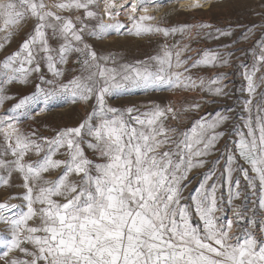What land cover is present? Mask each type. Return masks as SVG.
<instances>
[{
  "label": "snow or ice",
  "instance_id": "snow-or-ice-1",
  "mask_svg": "<svg viewBox=\"0 0 264 264\" xmlns=\"http://www.w3.org/2000/svg\"><path fill=\"white\" fill-rule=\"evenodd\" d=\"M172 2L131 0L126 8L129 0H0V50L32 22L17 49L0 61V107L13 99L4 85L27 84L40 73V60L53 77L40 76L49 87L37 84L0 114V186L11 187L18 174L24 190L0 201V264H264V91H258L264 86V32L251 49V68L244 67L245 115L231 130L232 117L220 111L182 126V116L199 111L200 102L179 108L108 102L161 87L228 94L225 73L205 78L191 72L228 66L232 54L203 49L185 56L192 49L182 41L194 38L193 29L199 36L213 26L157 20L152 13ZM203 6L201 0L188 5ZM122 10L128 25L119 19ZM126 27L135 37L179 34L181 40L161 45L147 60L115 66L112 55H99L85 39L122 35ZM232 34L216 28L206 35ZM253 35L248 28L243 38ZM73 54L79 68L64 82L59 66ZM57 101L80 103L85 115L51 137L21 128L22 120L34 119V106L44 112ZM30 154L38 159L28 160ZM234 173L246 182L244 201L251 207L234 205L243 194ZM225 187L236 221L247 216L251 229L233 235L234 221L221 222L225 197L217 193Z\"/></svg>",
  "mask_w": 264,
  "mask_h": 264
},
{
  "label": "rangeland",
  "instance_id": "rangeland-1",
  "mask_svg": "<svg viewBox=\"0 0 264 264\" xmlns=\"http://www.w3.org/2000/svg\"><path fill=\"white\" fill-rule=\"evenodd\" d=\"M187 1L188 0H173L172 3L166 4L159 11H154L152 14L157 17V20L163 18V23L165 25H197L200 23H208L213 26L212 29L200 30L201 34L199 36L195 35L196 29H193L194 38H188L182 41V43L190 44V48L192 49L184 53V55L196 57L203 49L218 50L225 55L231 53L232 55L228 66L216 68L200 67L192 69L191 72L193 77L204 76L205 78H211L218 73H225L226 77L223 83L226 85L225 92L228 94L224 96H212L206 92H200L199 90L189 92L169 90L166 87H161L147 90L135 89L120 97H110L108 102L115 107H126L131 104L143 107L152 103L164 106L171 103L177 108L190 105L193 102H200L201 108L199 111L189 112L185 116H182V126H188L192 119L198 118L201 115H207L208 113L214 114L220 111L222 113L226 112L232 117V120L226 125V127L231 130L232 124L235 123L236 125H240L242 123L240 117L245 115L243 112V101L247 97V92L245 91L246 81L243 78V72L245 66L251 68L253 64L251 49L256 39L261 36V32H264V28L260 27V25H264V0H211V2H209V0H201L204 6L200 8H188V5L183 6ZM129 6L130 2L129 5H126V8ZM123 11L124 10H122L119 19L128 25L127 17L123 14ZM31 24L32 22L29 21L24 32H27L31 28ZM216 28L224 30L230 29L233 34L231 36H221L219 39L208 38L206 34L209 31L214 32ZM248 28H253L255 35L245 40L243 35ZM24 32L15 36L10 44L5 45V47L0 50V61L17 49L24 36ZM122 32L124 34L117 35L113 33L104 40H96L88 36H86L85 39L93 46L99 55H112L116 61L115 66H119L122 63H134L136 61L147 60L149 57L159 52L161 45L166 43L171 46L181 40L179 34L169 36L165 39L162 36L154 35L144 37L127 35V27L123 29ZM53 43L54 46H56L55 42ZM224 45H229V47H223ZM75 58L76 54H73L66 66H59L62 67L64 71V76L62 77L64 82H67V80L71 79L72 76L76 74L74 69L79 68V65L73 62ZM189 63H191V61H189ZM40 66V73H34L29 78L27 84L13 82L12 84L4 85L6 94L13 97V99L4 102L3 107H0V114L10 109L19 99L34 93L37 84H41L42 87H49V85L40 80V76H43L45 80L53 79L51 73L48 71L46 61L40 60ZM109 66H113L111 62H109ZM259 75L260 73L257 74V76ZM258 91H264V86ZM40 107H42V105L34 106V119L22 120L20 125L21 128L25 130L34 129L37 131V135L51 137L54 135L55 129L65 126H75L85 115V106L80 103L71 104L57 101L51 104L44 112H39ZM170 123L176 124L177 122L170 121ZM223 144L224 140H221L220 145H218L221 150ZM229 146L231 147V145ZM219 154L218 152L217 155ZM88 155H91V153L88 152ZM10 158L11 157H9V159ZM27 159L36 160L38 157L34 154H30ZM212 159H215V156L212 157ZM221 163H223V161ZM199 171L202 172L204 170L202 169ZM236 177L241 179V190L243 194L241 199L235 200L233 203L234 205L251 207L250 204H246L244 201V195L249 194L246 182L239 173H234V178ZM21 183L22 181L19 175L13 174L11 178V187L0 186V201L7 199L10 195L22 193L24 190L21 187ZM195 183L196 182H193L192 187H195ZM217 195H224L225 197L224 211L217 215L221 217V222H225L229 219L234 221L233 235L252 228L247 216L236 221L232 208L227 204L226 187L218 191ZM13 202L19 203V201ZM193 222L197 224L200 223L195 216H193ZM260 227L261 225L257 223L253 230L259 234Z\"/></svg>",
  "mask_w": 264,
  "mask_h": 264
},
{
  "label": "bare ground",
  "instance_id": "bare-ground-1",
  "mask_svg": "<svg viewBox=\"0 0 264 264\" xmlns=\"http://www.w3.org/2000/svg\"><path fill=\"white\" fill-rule=\"evenodd\" d=\"M129 2L131 3V0H129ZM193 0H188L186 3L183 4V6H187V5H190V3H192ZM181 4V3H180ZM206 5V4H205ZM182 6V4H181ZM189 8V7H188Z\"/></svg>",
  "mask_w": 264,
  "mask_h": 264
}]
</instances>
